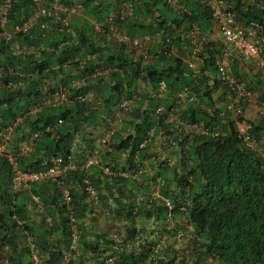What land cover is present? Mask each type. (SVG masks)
Returning a JSON list of instances; mask_svg holds the SVG:
<instances>
[{
  "label": "trees",
  "instance_id": "trees-1",
  "mask_svg": "<svg viewBox=\"0 0 264 264\" xmlns=\"http://www.w3.org/2000/svg\"><path fill=\"white\" fill-rule=\"evenodd\" d=\"M74 1L57 0L65 6ZM177 1L181 8L172 11L161 0H81L83 15L74 17L66 28L48 24L47 30L32 29L16 36L25 49L41 45L47 50H33L23 57H13L0 40V131L32 106L40 104L34 115L23 119L14 129L13 146L36 134L30 142L31 152L17 159L18 169L40 170L50 159L62 157L65 160L68 155L80 165L84 148L88 150L87 155L90 154L91 131L102 126L114 112L113 108L125 101L127 108L130 105L128 119L111 137L109 151L100 154L101 162L114 175L106 177L95 167L90 168L88 175L102 216L111 223L129 222L136 215L152 219L162 226L159 232L168 234L169 238L182 235L189 227L190 246H183L181 250L188 252L192 247L196 258L202 255L218 264H264V162L242 147L234 125L243 118L233 119L224 107L226 90L216 79L214 67L219 45L201 40L197 54L201 64L193 69L180 57L183 52L179 47L180 56L168 58L164 54L170 47L176 48L179 42H184L188 51L193 27L197 28L198 36L205 38L210 33V14L201 2ZM227 1L237 21L245 25L258 24L264 35V11L255 5L264 4V0ZM120 3L132 7V16L120 27L124 34L142 37L156 33L161 43L168 41L166 49L159 46L147 50L151 59L148 62L143 57L132 60L124 53L122 45L109 50L103 45V36L92 29V21L102 20L116 11ZM31 6V0H13L7 27L23 20ZM85 55L93 59L85 61ZM81 60L84 63L79 65ZM97 68L108 71L106 80L102 74L89 78ZM230 74L256 93L257 100L264 102V78L259 71L249 76L233 64ZM71 80L78 86L70 87ZM46 81L52 84L45 91ZM160 81L165 85L162 93L157 91ZM138 82L149 87L148 91H139ZM7 83L20 86L7 87ZM93 83L102 86V94L87 102L75 100L77 94L89 91ZM57 85L68 89L69 103L44 105L42 100ZM183 92L184 96L178 97ZM149 102L153 105L148 106ZM157 109L160 111L156 112ZM199 124L215 127L223 135L209 138L195 133L183 134L182 130L175 129ZM172 130L173 138L165 141L166 149H174L172 164L159 157L154 164L143 167L142 161L147 157L153 138L160 132L169 137ZM247 131L259 141L264 134V120L249 124ZM124 132L126 134L119 138ZM74 138L83 148L78 144L70 150ZM177 138H181V142L172 147L171 141ZM120 155H124L123 162L117 167ZM145 167L149 170L142 173L141 181L152 172L153 188L150 189L154 196L149 188H132L133 179L119 176ZM82 175L76 171L61 177L64 181L74 180L77 185L67 190L68 202L62 198V188L50 183L10 193L9 166L0 157V264H35V261L37 264H184L185 256L178 258L176 250L155 251L160 235L155 241L139 244L136 250L125 251L126 240L132 241L136 235L133 227L124 229L122 226L124 236L119 238L122 227L111 225L113 239L94 234L84 226L86 218L91 223L94 218L92 206L78 185ZM30 196L36 197L38 204L35 205ZM136 199L139 205L135 204ZM28 206L31 209L39 206L42 211L38 214L39 222L29 221ZM46 217L51 220L49 227L45 225ZM168 222L172 225L166 230ZM72 225L78 235L79 254L63 263ZM27 236L32 238V250L26 243Z\"/></svg>",
  "mask_w": 264,
  "mask_h": 264
},
{
  "label": "built area",
  "instance_id": "built-area-1",
  "mask_svg": "<svg viewBox=\"0 0 264 264\" xmlns=\"http://www.w3.org/2000/svg\"><path fill=\"white\" fill-rule=\"evenodd\" d=\"M32 6L29 10L28 15L18 23L13 24L10 28L7 27L9 23V11L12 7L13 0H0V40L7 45L10 54L13 57H23L27 53H31L33 50H47L42 46L36 48L31 47L25 49L22 47L16 39L18 34H26L32 29L47 30L48 24L60 26L61 28H66L69 24L71 17L82 14L84 11V6L80 1L74 2L71 5L65 6L57 2V0H31ZM206 7L209 11L211 22L217 27L219 31V53L214 59V67L216 79L225 87V103L224 107L228 111L233 119L243 116L244 107L251 103L253 100V92L247 89L243 82L237 81L233 75L230 74V67L233 64H252L261 71V77L264 78V35L262 33V28L254 23L248 22L246 25L237 21L233 11L231 10V5L227 0H198ZM253 3L252 0H248ZM161 2L172 11L180 9V5L177 0H161ZM256 7L264 11L263 3H255ZM132 16V7L128 3H120L116 11L110 12L105 18L98 21H93L92 29L95 33H99L101 36L114 40L117 44L122 46H130L133 48H139L141 52L147 55V50L143 47V44L148 40V36L142 37H129L124 34L120 27L127 18ZM56 28V27H55ZM193 33L197 34V28H193ZM168 41H163L161 49H166V44ZM165 51V50H164ZM168 51L166 50L164 54ZM197 50L194 48L192 50V55L196 57ZM93 59V56L85 55L84 60L89 61ZM199 63L201 64V58ZM84 62L81 60L80 64ZM191 68V65L189 66ZM193 69V68H192ZM107 70L96 69V71L90 75L91 77H96L103 75ZM18 86L17 83H7V87ZM50 82L46 81L44 90L51 88ZM70 87H77L78 83L71 80L68 84ZM20 86V85H19ZM57 88L45 96L42 100L44 105L53 104L54 106L60 104L69 103V91L66 87L57 85ZM165 89V85L162 81L157 84L158 93H162ZM184 92L179 94L178 97H183ZM92 98V93L86 91L75 96V100L80 102L90 101ZM256 107L261 118L264 119V102L256 100ZM130 108V105H129ZM127 108V103L122 101L118 106H116V111L110 114L108 119H105L104 126H98L100 143L105 144L109 138L114 134V132L119 128L124 120H126L127 114L129 112ZM40 109V104L32 106L29 110L16 117L11 125L7 126L5 129L0 131V157H3L9 166V184L8 190L10 193H17L29 190L30 187L34 185H42L45 183H50L58 188H62V198L65 202H68L67 190L69 188L77 187L76 183L71 179L66 182L61 179L67 173H73L79 171L83 175L78 180V185L85 192L87 202L92 209L96 211V200L97 194L95 187L87 178L86 172L91 167H100L102 172L106 174L108 172L107 167H102L100 161V155L96 148L90 149L89 156L77 166L75 162L68 155L64 158L55 157L49 160V164L40 170H19L17 167V159L24 157L31 152L30 142L36 137L33 133L30 138L26 141L21 140L17 145H11V135L14 132L15 127L22 122L26 117L34 115ZM160 111L159 109L156 112ZM171 120V117L169 118ZM241 123V122H240ZM240 123H235L240 124ZM234 125V126H235ZM182 130L183 134H197L204 137L214 138L217 136H222L223 132L215 127L202 126L201 124L197 126H181L180 128H175ZM237 131L238 138L242 147L252 153H254L261 162H264V148L260 145L255 138L248 133L247 129L242 131ZM95 134V133H94ZM170 138L169 140H171ZM181 142V138L177 140H172L170 145L172 147L178 146ZM15 148V149H13ZM109 149H105L104 152H108ZM136 175H133L135 177ZM34 204H37V198L31 197ZM165 205L170 209V206L166 202ZM47 227L50 226L51 221L49 218L45 219ZM70 223L73 220L70 219ZM70 242L63 254V263L74 259L78 254L77 249V232L74 226H71ZM27 244L32 248L31 238L26 239ZM35 259V257H33ZM35 261V260H34ZM35 264L36 261H35Z\"/></svg>",
  "mask_w": 264,
  "mask_h": 264
},
{
  "label": "crops",
  "instance_id": "crops-1",
  "mask_svg": "<svg viewBox=\"0 0 264 264\" xmlns=\"http://www.w3.org/2000/svg\"><path fill=\"white\" fill-rule=\"evenodd\" d=\"M210 23H211L210 27H209L210 33H208V35H206L205 38H204V36H198L199 32L197 34H195L193 32L189 33V39L190 40H189V50L188 51H187V48L184 45V42H179L178 43L179 45L176 48L175 47H170L169 51L165 55L168 58H169V56H171V57H175L177 55L180 56L179 51H178V47H179L180 52H183V55L180 56L182 58V60H184L188 64V66L191 65V68H196L198 65H200V63L198 62L199 61V59H198L199 57L197 56L199 48H200V41L201 40L202 41L206 40L208 42H212L214 44L219 45V31H218L217 27L214 25V23H212V22H210ZM193 28H195V27H193ZM197 37H199L200 40ZM102 40L105 41L103 43V45L106 48H108L109 50H111V47L117 48L118 46H120L119 44H117L112 39H108V38L102 37ZM39 46H41V45H39ZM159 46L162 47V43L159 40V35L156 34V33L154 35H152V36H148V40L145 42V44H143V47L146 50L149 49L150 51L154 47L158 48ZM194 48L197 50L196 57H194L192 55V50ZM123 51H124L125 54L130 56V58L132 60H135L137 57H143L145 62H148V61L151 60L150 56L147 53H146L147 55H145L143 52H141V50L139 48H133V47H130V46H125ZM157 52H158V50H157ZM186 54H187V56H185ZM237 65H238L239 68H241V71H243L245 74H248L249 76H250V74L248 72L251 69H254L253 74L256 71H259V73L261 74V71H263V69L260 70L259 68H256L252 64H247V66H244V67L242 66V64L240 66H239V64H237ZM248 65H249L250 68L247 70L246 67H248ZM102 78L104 80H106L108 78V71L102 75ZM49 82H50V84H52L51 81H49ZM89 87H90L89 92L92 93V97H98L99 94L103 93L102 90H101L102 86H100L101 87L100 88L99 85L96 84V83L91 84ZM140 88H141V90L138 88L139 91H142V90L143 91H148V89H149V87H147L144 83H142V86ZM151 96H152V94H151ZM256 100H257L256 93H253V100L251 101V103L247 104L244 107L243 116H242L243 121L240 124H236L235 125V129L236 130L242 131L244 129H248L249 124L256 125V124L260 123V121L262 119H261V116H260V114L258 112V109L256 107V103H255ZM112 111H116V107L113 108ZM119 129H121L120 126H119ZM98 130L99 129L97 127L94 131L99 132ZM157 135H160V133H158ZM157 135L153 138L152 142L150 143L151 146H149L150 148L147 151V157L142 161V166L143 167L145 166L144 162L151 161V163L154 164L157 160H159V157H160V160H163L164 158H167L168 155L171 158V160H167L168 162H170L169 164H172V162H173V157L174 156L172 157V153H173L174 149L168 150V149L164 148L161 145V141L157 140L158 139ZM12 136H13V133H12L11 137ZM100 138H102V135L101 136H96L95 134H93L91 132V135H90L89 139H92V141H91L92 143H89V146H88L89 149L96 148L98 150L99 155L102 154L105 151L106 146L109 143V141H107L106 145L101 144L100 143ZM167 139H168V137L163 136V138L161 140L164 141V140H167ZM10 140H11V138H10ZM258 142L260 143V145L262 147H264V134L262 135V138ZM78 144H80L78 142V139L74 138L73 141H72V144H71V150L76 148L78 146ZM84 144H85V142H84ZM80 147L83 148V146L81 144H80ZM159 150H163V152H165V155H167V156H165L163 153L160 154L158 152ZM87 151H86V148H84V152L85 153L82 156H85L87 154ZM153 152H156V153H154V156L152 154ZM120 156H121V158L117 157L118 158L117 161H116L117 162L116 163L117 167H120V164L123 162V156L122 155H120ZM81 161H82V159H81ZM154 166H156V164ZM95 168H99V167H95ZM142 172H145V170L142 171ZM89 173H90V169L87 170V174L88 175H89ZM148 174L150 176L152 174V172H150ZM144 180H145V176L142 178V181H144ZM142 181H141V177L138 178L136 181H133L134 183L132 184L133 185L132 188H153L148 183H146L145 181L144 182H142ZM126 188H129V187H126ZM28 208H29V210L31 212V216H30L29 221L30 222H39L38 214L42 212L41 209H31L29 206H28ZM83 224H84V226H87V228L92 229L94 234L101 233V234L106 235L108 238H113V239L115 238V235L113 233V229L111 228V225H118L120 227L124 226V229H125V227H130V228L133 227V229L135 230V234L136 235L134 237V240H132V241L126 240L125 245L123 246V249L125 251L131 250V249H135L136 250L138 248L139 244H142L143 242L147 243V242H150L152 240L155 241V239H157L159 237L158 235H160L161 236L160 243H161L162 246L160 245V248L158 250L160 251V253L161 252H168V250H167L168 247L164 246L163 243L167 242L166 240L169 239V235L166 234V233H160L159 231L162 229V226L159 223H156V222L152 221V219L145 220V218H141L140 216L136 215L133 218V220L129 221V222L120 221L119 223H115V222L111 223L109 221V219L104 218L101 223H98V222L96 223L95 221H93L91 223L89 220L88 221L86 220ZM170 225H172V223L168 222L165 229L168 230L171 227ZM124 229H123V227L120 228L119 238L124 236L123 235ZM158 233H160V234H158Z\"/></svg>",
  "mask_w": 264,
  "mask_h": 264
},
{
  "label": "rangeland",
  "instance_id": "rangeland-1",
  "mask_svg": "<svg viewBox=\"0 0 264 264\" xmlns=\"http://www.w3.org/2000/svg\"><path fill=\"white\" fill-rule=\"evenodd\" d=\"M90 23V22H89ZM242 66L244 67V66H247V64L245 63V64H242ZM250 67H249V65H248V67H246V69L248 70ZM253 72H254V69H251L248 73L250 74V76L253 74ZM142 86V83L141 82H138V88L141 90V87ZM151 105H153V103L152 102H149L148 103V106H151ZM126 133L124 132V133H122L120 136H119V138H121V137H123L124 135H125ZM161 136H163V135H157V137H158V139L157 140H160V137ZM173 136H174V131L172 130V135L169 137V138H173ZM160 154H164L165 155V152H163V150H159L158 151ZM150 153V152H149ZM154 153H156V152H153L152 154H153V156H154ZM165 156H167V155H165ZM167 161V160H171V158H170V156L168 155L167 156V158L165 159H163V161ZM145 163V165H147V163L149 164V163H151V161H149V162H144ZM148 167H145V171L146 172H148ZM150 173V172H149ZM150 176L147 174L146 175V177H145V182L146 183H148L151 187H153V185H152V181L150 180ZM157 182V181H156ZM150 189V188H149ZM150 191L153 193V196H154V191H152V189H150ZM92 210V209H91ZM92 212H93V214L91 215V216H93V218H94V221L97 223H101L102 222V220L105 218L104 216H102V213L100 212V210L98 209V204H97V206H96V211H94V210H92ZM95 224V223H94ZM171 226V225H170ZM190 231V229L188 228V227H186L185 228V231H182L181 233H182V235L180 234V237L179 236H177V237H174V238H169L168 240H166L167 242H164L163 243V245L164 246H166V247H168V248H171V249H173V250H176V254H177V257L179 258V257H181L180 255H183V256H185L184 257V264H194L193 262H194V259H197V263L196 264H208V261H207V259H205L202 255H199L197 258L196 257H194V255H195V253L193 252L194 250H192V247H190L189 248V251L188 252H184V251H182L181 250V247L182 246H187L188 247V245L190 246V237L191 236H189V232ZM179 240V241H178ZM183 243L185 244V245H183ZM178 252V253H177ZM182 258V257H181Z\"/></svg>",
  "mask_w": 264,
  "mask_h": 264
},
{
  "label": "clouds",
  "instance_id": "clouds-1",
  "mask_svg": "<svg viewBox=\"0 0 264 264\" xmlns=\"http://www.w3.org/2000/svg\"><path fill=\"white\" fill-rule=\"evenodd\" d=\"M77 1H80L81 2V0H76V1H74V2H77ZM73 2V3H74ZM82 3V2H81ZM71 5V4H70ZM83 13V12H82ZM83 14H79V15H76V16H73V17H71L70 18V20H69V23H70V21L74 18V17H79V16H82ZM93 23V21L91 22V24ZM128 119V118H127ZM126 119V120H127ZM261 119H263V118H261ZM126 120H124V121H126ZM264 120V119H263ZM123 121V122H124ZM123 122H122V124H123ZM103 124H104V122H103ZM122 124L120 125V127H122ZM97 128V127H96ZM95 128V129H96ZM120 131V129L118 128L115 132H114V134L113 135H115L116 133H118ZM93 134L95 133V135L96 136H99V133L98 132H96V131H91ZM112 135V136H113ZM160 135H161V132H160ZM111 136V137H112ZM111 137L109 138V142H110V140H111ZM170 137V136H169ZM168 137V139L167 140H169L170 138ZM163 138V136H161L160 137V141H161V145L165 148V141L166 140H164V141H162L161 139ZM75 139H77V138H75ZM11 140H12V137H11ZM11 143V142H10ZM72 144V143H71ZM110 144V143H109ZM105 145V144H104ZM108 146V145H107ZM106 146V149H108V147ZM264 148V147H263ZM70 150H71V145H70ZM90 150V149H89ZM86 156H88L87 154L83 157V159H85L86 158ZM123 157H124V155H122ZM120 158H121V156H120ZM83 159H82V161H83ZM82 161H80V163L82 162ZM100 161H101V159H100ZM79 163V164H80ZM75 164H77L76 162H75ZM78 165V164H77ZM101 165H102V167H107V169H108V172L106 173V174H104L103 172H102V174L103 175H105L106 177H109V176H113L114 174L109 170V168H108V166L107 165H104L102 162H101ZM100 168V167H99ZM90 169V168H89ZM88 169V170H89ZM100 170L102 171V168H100ZM145 169L144 168H140L139 170H136L135 172H133V173H129L128 175H126V174H124V173H120L119 174V176H122V177H124V176H128L129 178H131V179H133L134 181H136L138 178H140L141 177V175H142V173H144V172H142V171H144ZM149 172H151V171H149ZM86 175H87V178H88V174H87V172H86ZM133 175H136L135 177H133ZM146 177V176H145ZM35 186V185H34ZM31 188V187H30ZM29 188V189H30ZM9 191V190H8ZM27 191H29V190H27ZM31 197H33V196H30V200H31ZM36 198V197H35ZM32 201V200H31ZM166 203V202H165ZM37 204H38V200H37ZM96 204H98L97 203V200H96ZM135 204L136 205H139L140 204V202H139V200H135ZM36 205V204H35ZM91 207V206H90ZM34 209H40L39 208V206H36V208H34ZM98 209H99V205H98ZM93 210V209H92ZM100 210V209H99ZM138 216V215H137ZM47 218H49V217H46L45 219H47ZM50 219V218H49ZM86 220H88V218H86ZM45 221V220H44ZM51 221V220H50ZM45 225H46V223H45ZM47 226V225H46ZM178 236H180V235H178ZM27 238H31L30 236H27ZM26 238V239H27ZM31 240H32V238H31ZM179 241V240H178ZM27 243V242H26ZM28 245V244H27ZM160 245H161V243H159V245H157L156 246V248H155V251L156 250H158L159 248H160ZM162 246V245H161ZM28 247H29V245H28ZM30 248V247H29ZM32 248H33V242H32ZM32 248H30L31 250H32ZM207 261H208V264H218L217 262H213V261H209L208 259H207Z\"/></svg>",
  "mask_w": 264,
  "mask_h": 264
}]
</instances>
